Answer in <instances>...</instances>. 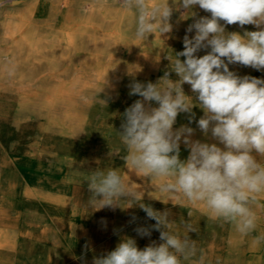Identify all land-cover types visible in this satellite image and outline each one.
<instances>
[{"label": "bare ground", "instance_id": "obj_1", "mask_svg": "<svg viewBox=\"0 0 264 264\" xmlns=\"http://www.w3.org/2000/svg\"><path fill=\"white\" fill-rule=\"evenodd\" d=\"M18 2L12 0L16 6ZM25 4L0 23V264H91L75 261L92 242L84 207L91 193L82 182L77 184L75 172L115 169L145 194L144 178L123 160L126 150L117 133L125 109L142 99L130 96L129 86L163 77L170 63L165 56L184 50L183 38L194 19H181L183 10L174 12L171 33L141 41L134 38L135 12L123 8L122 0ZM193 11L203 17L198 6ZM245 30L257 29L226 26L227 32ZM189 34L191 38L195 32ZM229 69L241 77L264 79V71L251 67L234 64ZM170 78L178 79L175 73ZM183 89L193 95L187 83ZM193 112L192 123L188 114H179L174 129L187 125L195 130L192 140L215 142L197 126L202 110ZM98 114L101 125L92 126ZM188 155L181 142L180 159ZM137 180L142 184L136 186ZM120 207H114L107 229L113 237L123 227L122 202ZM254 210L264 221V198ZM27 212L42 220L26 221ZM43 221L49 222L43 226ZM62 221L68 229L59 244ZM117 245L114 241L112 250Z\"/></svg>", "mask_w": 264, "mask_h": 264}, {"label": "clouds", "instance_id": "obj_2", "mask_svg": "<svg viewBox=\"0 0 264 264\" xmlns=\"http://www.w3.org/2000/svg\"><path fill=\"white\" fill-rule=\"evenodd\" d=\"M196 6L210 15L195 19ZM122 7L135 12L137 40L171 33L173 13L181 10V19H194L186 33L195 32L191 38L184 36L183 51L165 56L169 70L156 83L129 86V95L142 99L125 109L116 130L126 150L127 168L155 182L156 190L169 201L183 199L202 206L211 220L251 236L258 228L254 208L264 198V79L241 77L229 65L264 71V0H122ZM236 24L257 30L226 31L227 25ZM202 49L210 51L198 56ZM171 73L178 79H171ZM185 83L193 95L185 94ZM194 108L203 112L196 121L198 128L215 142L192 140L195 130L187 125L174 129L181 113L188 114L189 123L195 120ZM181 142L189 149L185 160L180 159ZM86 183L92 206L114 208L122 201L129 203L127 208L138 205L156 221L151 227L162 241L140 249L134 239L124 237L114 250L95 257L93 264H184L197 256L195 242L172 231L170 212L145 204L144 194L117 170L96 169ZM135 231L141 237L151 236L149 228ZM185 231L195 228L186 222ZM251 245H264V233L253 236ZM196 264H204L203 255Z\"/></svg>", "mask_w": 264, "mask_h": 264}, {"label": "rangeland", "instance_id": "obj_3", "mask_svg": "<svg viewBox=\"0 0 264 264\" xmlns=\"http://www.w3.org/2000/svg\"><path fill=\"white\" fill-rule=\"evenodd\" d=\"M18 1L19 4L16 6L14 3H12V0H0V23L4 19L8 18L11 13H14L15 10H21V8L24 9L27 6L25 4V0ZM202 12V16L210 15L205 11ZM198 18L200 17H195V19ZM186 34L190 35L189 33ZM100 115L101 114L97 115V118L92 122V126L101 125L102 115ZM89 175V171L78 169L75 172L74 178L78 185H80L82 182L80 186L86 189L88 188L86 180ZM143 181L145 183L146 191L143 202L145 204H149L157 211H169V219L173 221L172 231L179 233L181 236L187 235L190 240L194 241L196 244L198 250L197 256L192 262H184V264H196L201 255L204 257V264H264V245H261L259 248H255L251 245V238L253 236L264 233V221L258 219L257 231L252 233L251 236L245 237L239 234L232 225L211 220L205 211H203L204 209L202 206H192L183 199H174L169 201L166 197H162L158 190H156L154 186L155 182L150 181L147 178H144ZM140 183L142 184L140 180H137V182L134 184L139 186ZM87 197L88 198L85 199L86 203L84 207L89 216L88 224L91 228L89 236L92 239V242L90 243L87 252L77 255L75 259L76 262H88L93 264V259L95 257H100L112 251L113 242L118 241V243H120L124 237L133 238L140 249L150 245L153 241H155L156 244L162 243V241L159 239V231L151 227L156 223V221L149 219L146 213L138 205L127 208L129 203L125 201H122V204L124 205L123 227L119 229L114 237L113 235H109L107 233V229L109 228L110 221L114 217V208L104 207L102 210H98V206L94 207L89 203L91 194H89ZM157 199H163V202ZM191 216H194V218L192 219ZM25 219L26 221L36 222L42 220V217L37 218L33 215V213L27 212ZM45 222L47 224L49 221H43V226L46 225ZM186 222L192 224V226L195 228L194 232L188 233L185 231ZM141 227L149 228L151 230V236L141 237L138 235L135 229ZM57 229L58 235L56 239L58 240V243L61 244L62 240H64L66 237L65 235L68 229L66 222H60ZM82 241L83 240L78 239L77 244H81Z\"/></svg>", "mask_w": 264, "mask_h": 264}]
</instances>
